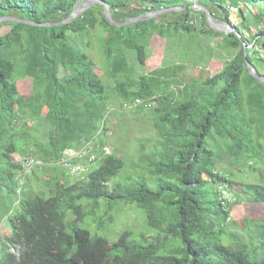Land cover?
Instances as JSON below:
<instances>
[{
    "label": "trees",
    "instance_id": "16d2710c",
    "mask_svg": "<svg viewBox=\"0 0 264 264\" xmlns=\"http://www.w3.org/2000/svg\"><path fill=\"white\" fill-rule=\"evenodd\" d=\"M81 1L0 0V17L55 24H0V188L17 192L12 186L17 185L21 165L12 157L19 150L13 131L23 120L48 124L46 143L38 146L42 154L38 168L54 175L55 183L53 194L45 198L19 195L12 202L11 230L2 242L0 264H264V220L249 241L226 232L230 206L219 200V192L217 199L209 200L207 191L209 185L227 188L224 184L229 183L215 169L208 144L213 133L225 140V153L236 161L263 148L255 142L264 131V85L246 66L247 57L255 67L251 43L245 41V57L244 45L234 34L200 29L222 36L228 49L236 51L219 72L182 80L178 68L163 64L134 77L128 53H134L140 68L146 67L154 19L113 26L105 19L104 6L95 4L71 22L58 24ZM104 1L118 23L162 8L157 0ZM196 2L216 18L211 3ZM214 7L223 9L229 23L225 8L217 3ZM191 14L200 15L209 28L205 14L192 7L184 12V21H176V28L195 30L188 23ZM259 36L264 40L263 31ZM92 43L99 45L112 95L128 106L136 101L156 103L157 148L140 159L147 175L126 184L116 181L126 161L117 153L104 152L111 97L106 95L103 71L99 73L87 50ZM24 80L32 83L27 94L21 91ZM87 145L92 150L85 159L96 156L87 175L72 183L61 178L58 163L64 151ZM244 193L252 202L264 203V185H246ZM120 205L144 210L147 225L161 229L160 234H141L138 242L125 232L109 243L81 227L87 220L88 227L104 224ZM70 211L75 217L69 231L65 217Z\"/></svg>",
    "mask_w": 264,
    "mask_h": 264
},
{
    "label": "rangeland",
    "instance_id": "374dc122",
    "mask_svg": "<svg viewBox=\"0 0 264 264\" xmlns=\"http://www.w3.org/2000/svg\"><path fill=\"white\" fill-rule=\"evenodd\" d=\"M87 0H83L85 2ZM159 1L163 13L156 15L151 26V37L147 38L149 59L146 67L140 68L135 63L133 52L128 53L130 64L136 70L134 77L139 76L138 72H151L164 65L174 66L180 70L183 79L190 78L197 73L214 75L219 72L224 65L230 62L236 53L228 49L226 41L221 37L210 35L212 33H201L200 29L206 28L200 15L191 14L188 23L193 25L195 30L185 31L180 27L176 28V21H184V12L193 8L196 0H157ZM211 3L215 12V21L218 23L231 24L242 34L245 41L251 43L255 57L254 65L261 75H264V40L260 32H264V0H257L254 4L250 3L251 10L243 8L247 0H199ZM215 3L225 8L228 13L229 23L224 21L225 13L223 9L214 7ZM99 4V3H96ZM95 5V4H93ZM92 5V6H93ZM101 5V4H99ZM229 7H241L243 18L240 15L231 17L228 12ZM189 8V9H187ZM150 25V24H149ZM148 25V27H149ZM158 34H162L159 36ZM227 38L226 36H224ZM94 60L99 73L106 86V95L110 96L111 114L106 123L104 135L105 148L117 153L126 161V168L116 180L120 184L129 183L140 176H146V164L140 159L150 155L158 145V135L153 126L155 113L154 102L141 101L137 106L123 104L116 95H112V81L106 73L105 63L101 57L99 45L92 43V47L87 49ZM88 55L89 53L85 51ZM89 55V56H90ZM134 57V58H133ZM32 83L24 80L21 84V91L27 94L31 89ZM112 95V96H111ZM27 123V124H25ZM48 124L39 119L37 121L23 120L13 131L16 146L19 149L13 154V159L21 165L28 156H33L38 162H42V154L38 148L44 145L48 135ZM259 142L262 149H256V153L251 156H243L238 161L233 160L230 155L225 153V140L217 137L215 133L208 138L209 148L215 155V169L220 174L229 178V183L224 184L230 193L236 198L237 202L227 208V228L226 232L242 236L245 240L254 237L256 225L264 220V203H256L244 193V186L249 184L264 185V131L260 136ZM83 166V176L87 175V170L92 166L90 161L83 159L79 162ZM61 178L69 182H75L80 178L70 175L63 168L59 169ZM54 175L45 173L41 168H35L32 175L25 180L27 187L22 191L10 193L6 188H0V257L2 255L3 241L5 236L10 233L9 212L11 204L19 195L29 196L38 194L47 197L53 194L52 186ZM204 178L206 176L204 175ZM14 184L12 187L15 188ZM222 186L209 185L207 188L209 200L217 199L218 192ZM18 188H16V191ZM25 190V191H24ZM24 192V193H23ZM101 205H103L101 203ZM103 214V207L99 215ZM74 214L70 211L66 213L65 221L67 229L70 231L74 225ZM108 220V221H106ZM97 223L90 220L81 224L92 235L104 237L109 243H113L125 232H130L133 239H140L141 234L146 236H157L160 230L151 228L147 225V214L144 210L138 209L133 205H120L114 208L109 217ZM105 221V222H104ZM253 222V223H252ZM250 223V224H248ZM248 224V225H247Z\"/></svg>",
    "mask_w": 264,
    "mask_h": 264
},
{
    "label": "water",
    "instance_id": "95a60500",
    "mask_svg": "<svg viewBox=\"0 0 264 264\" xmlns=\"http://www.w3.org/2000/svg\"><path fill=\"white\" fill-rule=\"evenodd\" d=\"M82 1L77 3L75 9L73 10V12L70 14V16L68 18H66L64 21H62L58 24H67V23L71 22L73 19L79 17L83 12L88 10L93 4H96V3L102 4L104 6V15H105L106 21L109 24H111L113 26H117V27L126 26L130 23L146 21V20L154 18L156 15H158L160 13H163L162 10H157V11L150 12L147 15H142V16L130 19L124 23H118L113 19L110 6L104 0H87L85 2H82ZM193 8L196 12H203L205 14L207 23L212 30H214L218 33H223V34H227V35L228 34H234L235 36H237L239 38V40L242 42V44L244 45L245 57H246V48H247L246 43H245V40L243 39L242 34L238 31L237 28H235L231 24H224V23L216 22L214 17L210 13V11L207 8H205L204 6L198 5V3L196 1L194 3ZM8 21H10V22H24L27 24L42 25V26H53V25H55L52 23H46V24L31 23V22L19 19L17 17H12V16L0 17V24H2L4 22H8ZM246 66H247L249 74L253 78L257 79L260 83H262L264 85V75H261L258 73L257 69L247 60V57H246Z\"/></svg>",
    "mask_w": 264,
    "mask_h": 264
},
{
    "label": "built area",
    "instance_id": "2783aa9c",
    "mask_svg": "<svg viewBox=\"0 0 264 264\" xmlns=\"http://www.w3.org/2000/svg\"><path fill=\"white\" fill-rule=\"evenodd\" d=\"M243 8L247 9L248 11L251 10V7L248 3L243 4ZM228 12L231 14L230 16H237L240 15L242 18L244 17L242 14L241 7H229ZM142 104L141 101H136L133 106H137ZM91 148L89 145L84 147L80 150L74 149H67L63 153V157L59 161L58 165L61 166L66 172L70 175L81 178L83 177V166L78 162V160H83L89 156L91 153ZM104 152L106 155H111L112 150L109 148H105ZM96 160L95 155H91L88 161L93 162ZM42 165V163L38 162L33 156L26 157L23 162L21 163V169L18 173L16 178L17 182V192H20L22 187L25 184V180L33 174L34 169ZM219 200L225 205L226 207L232 206L236 203V198L229 192L226 187H221L219 190Z\"/></svg>",
    "mask_w": 264,
    "mask_h": 264
}]
</instances>
